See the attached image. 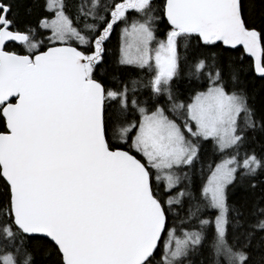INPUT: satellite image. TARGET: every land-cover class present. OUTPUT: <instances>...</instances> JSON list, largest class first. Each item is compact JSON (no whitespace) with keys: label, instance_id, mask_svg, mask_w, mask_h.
I'll list each match as a JSON object with an SVG mask.
<instances>
[{"label":"snow or ice","instance_id":"1","mask_svg":"<svg viewBox=\"0 0 264 264\" xmlns=\"http://www.w3.org/2000/svg\"><path fill=\"white\" fill-rule=\"evenodd\" d=\"M0 264H264V0H0Z\"/></svg>","mask_w":264,"mask_h":264},{"label":"trees","instance_id":"2","mask_svg":"<svg viewBox=\"0 0 264 264\" xmlns=\"http://www.w3.org/2000/svg\"><path fill=\"white\" fill-rule=\"evenodd\" d=\"M114 44H115V40H114Z\"/></svg>","mask_w":264,"mask_h":264}]
</instances>
